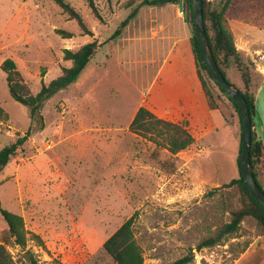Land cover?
Instances as JSON below:
<instances>
[{"label": "rangeland", "instance_id": "1", "mask_svg": "<svg viewBox=\"0 0 264 264\" xmlns=\"http://www.w3.org/2000/svg\"><path fill=\"white\" fill-rule=\"evenodd\" d=\"M65 1L92 37L51 0H0V66L13 60L33 95L71 66L63 50L101 43L83 74L45 101L43 129L0 173L1 207L21 216L26 230L44 242L45 249L27 242L38 264H115L102 245L132 216L145 264H168L189 253L190 264H264V236L250 219L233 236L197 249L239 206L236 188L216 189L238 177V139L236 127L219 110L207 109L204 96L191 87L186 15L177 4L143 6L110 39L136 5L94 0L98 20L84 0ZM226 20L236 50L257 68L264 0H231ZM226 72L241 87L233 64ZM208 85L223 113L235 117L233 105ZM158 91L168 95L157 98ZM0 107L8 115L0 123L2 149L35 124L28 108L10 97L1 68ZM140 107L167 119L187 118L194 143L171 154L131 133L128 126ZM6 230L0 215V243ZM6 248L16 264L25 262L18 247Z\"/></svg>", "mask_w": 264, "mask_h": 264}, {"label": "trees", "instance_id": "2", "mask_svg": "<svg viewBox=\"0 0 264 264\" xmlns=\"http://www.w3.org/2000/svg\"><path fill=\"white\" fill-rule=\"evenodd\" d=\"M62 12L67 15L70 20H75L84 34L93 36L83 23L80 15L65 1L51 0ZM92 11V14L101 20V16L95 5L94 0H84ZM179 0H128L125 7L131 8L136 5L127 18L120 24L119 28L111 36L110 39H115L121 35L123 29L136 16L140 7L143 6H160L164 4H178ZM183 13L186 15L187 22L191 25L192 36L190 38V49L193 60L197 69V74L201 80L205 95L210 109H220L214 97L208 81L211 82L233 105L239 125V150L236 159L238 177L223 184L221 188L229 191L236 188L239 192V206L230 209V221L222 226L218 234L213 238H208L200 242L197 249L212 247L217 245L223 238L233 236L240 228L245 219L253 221L258 228L260 236H264V209L250 196L244 180L239 171V157L241 150V122L238 107L234 100L230 98L220 86L214 82L212 76L208 73L204 64L199 44L195 38L193 30V16L191 11V0H182ZM231 7V0H220L219 2L202 0V14L204 28L207 34V39L210 51L216 62L217 68L221 72L225 80L234 88H237L231 83L227 75V70L234 65L243 83L242 88H237L243 95L251 118V142L249 146V167L252 175L264 192V146L256 129V110L254 106V95L251 92L253 62L249 59H244L236 50L233 41V35L228 27L226 14ZM64 38H70L71 34L59 31ZM101 46L96 40L81 46L78 50L69 49L63 50V60L71 62L68 68H62L60 76L53 80L49 85H42L40 92L33 95L29 87L22 78L20 72L13 60L6 59L1 64L0 68L6 75V82L10 97L17 103L25 106L29 110V116L33 122L31 126L22 136L17 135L15 141L0 149V173L7 166L10 159L13 158L18 150L24 145L28 138L36 131L43 129L44 123L41 116V109L45 101L56 91L68 87L73 84L83 73L91 58ZM225 121L232 123L225 113H223ZM8 121L7 113L0 107V123ZM128 130L153 143L156 147L166 149L171 154H177L194 143V139L183 125L164 121L157 118L149 110L140 107L132 121L128 126ZM262 179V180H261ZM212 193V192H210ZM0 215L6 224V233L0 243V264H16L13 256L7 250V245L16 246L20 249L25 262L22 264H38L35 254L27 248L29 240L34 241L37 247L45 249L43 240L36 234L26 230L24 219L16 214H13L0 205ZM134 216L130 217L120 225V227L103 243L102 251L106 253L115 264H145L142 256V251L138 245L133 231ZM193 261L191 253L178 258L168 264H190ZM53 262H56L53 260Z\"/></svg>", "mask_w": 264, "mask_h": 264}, {"label": "water", "instance_id": "3", "mask_svg": "<svg viewBox=\"0 0 264 264\" xmlns=\"http://www.w3.org/2000/svg\"><path fill=\"white\" fill-rule=\"evenodd\" d=\"M178 10L183 13L182 0L178 1ZM193 16V30L199 44L200 52L208 73L215 83L234 100L238 107L241 122V150L239 157V171L250 196L264 209V192L257 185L249 167V146L251 142V118L248 105L237 88H234L222 76L210 51L207 34L204 28L202 14V0H191Z\"/></svg>", "mask_w": 264, "mask_h": 264}, {"label": "crops", "instance_id": "4", "mask_svg": "<svg viewBox=\"0 0 264 264\" xmlns=\"http://www.w3.org/2000/svg\"><path fill=\"white\" fill-rule=\"evenodd\" d=\"M257 30H264V27H261V28H259ZM263 50L264 49L261 47V49L259 48V49H256L254 51V53H259V56L261 55V57H259L260 58L259 62L256 64L257 68H253V70H252L251 92L254 95V106H255V110H256V114H257L256 120H255V123H256L255 127L257 129L258 135L260 136V139H261L262 144L264 146V61H262L263 53H264ZM192 59H193V56H192ZM193 65H194V74H193L194 75V80L191 81L192 82L191 83V87L193 88V90L199 91L202 94V96H204L205 101H206L207 109H209V110H219L220 113H222V116H223V111L221 109H210L208 101H207V97L205 95V92H204V89H203V86H202V83H201V80L199 79L198 74H197V69H196L194 60H193ZM239 78H240V76H239ZM240 81H241V78H240ZM231 83H233V82L231 81ZM234 85L237 88L243 87L242 81H241V84H240L241 87H238V85H236V84H234ZM166 95H168V94H167V92H164V91H158V92L155 93V97H157V98H160V97L162 98V97H165ZM151 113L154 114L157 118L162 119L164 121H168V122H172V123H175V124L183 125L188 130V124L189 123L187 121V118L183 117L182 120H175V119H169V118L167 119V117L165 115H157V114H155L153 112H151ZM223 118H224V116H223ZM228 119L232 123H227L225 121V118H224L225 123L227 125H233V126L236 127V136H237V139H238V150H239V125H238L237 115L235 117L232 116V118L228 117ZM188 132H189V130H188ZM192 138H193V136H192ZM194 141H195V139H194ZM237 156H238V153H237ZM236 159H237V157H236Z\"/></svg>", "mask_w": 264, "mask_h": 264}]
</instances>
